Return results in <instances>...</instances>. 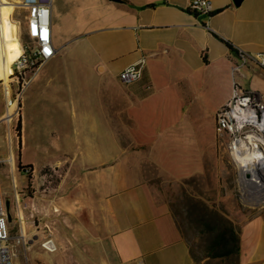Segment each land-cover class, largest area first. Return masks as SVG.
I'll return each mask as SVG.
<instances>
[{"label":"crops","instance_id":"obj_1","mask_svg":"<svg viewBox=\"0 0 264 264\" xmlns=\"http://www.w3.org/2000/svg\"><path fill=\"white\" fill-rule=\"evenodd\" d=\"M211 1L207 15L190 11V0H53L57 53L25 90L29 117L50 127L32 150L50 153L43 168L61 173L49 189L37 177L33 197L39 220L55 228L56 248L39 253L47 264H207L153 181L152 153L155 135H178L202 89H222L217 110L235 83L264 92L263 69L233 71L236 47L264 51V0ZM142 55L143 78L123 84L120 71ZM17 120L23 150V112ZM75 147L80 156L69 157ZM239 239L237 264H264V208Z\"/></svg>","mask_w":264,"mask_h":264},{"label":"rangeland","instance_id":"obj_2","mask_svg":"<svg viewBox=\"0 0 264 264\" xmlns=\"http://www.w3.org/2000/svg\"><path fill=\"white\" fill-rule=\"evenodd\" d=\"M15 15L20 18V23L14 17L13 7L5 9L6 18L0 24L3 32L0 48L3 46L8 52L20 40V29L23 37H27L26 12L19 9ZM1 60L0 56V181L11 213L8 225L16 251L15 264H47L39 253L47 248L44 243L55 236V228L50 224L44 225L48 216L39 220L33 197L37 191V177L45 174L47 179H44L42 187L49 186V189L60 179L61 173L50 165L43 168L45 162L50 164L52 160L50 153L32 150V141L36 138L48 139L45 131L50 130L44 120L36 122L29 117L31 95L28 91H33L32 88L24 91L22 96L24 107L21 112L27 120L24 132L28 142L23 150L19 147L18 120L13 119L17 108L3 118L5 86L1 81L6 84L8 76L3 75ZM123 61V58L116 60L115 67L118 68ZM221 90L204 88L198 97L192 99L190 107L194 110L195 118L192 115L180 123L177 136L153 137L156 148L152 153L153 181L162 198L171 205L195 251L201 253L202 258H210L207 264H237L238 252H225L236 246L240 225L264 206L253 207L250 205L253 204L252 197H243L241 179H237L234 162L226 144H221L217 137L215 115L222 97ZM32 94L35 96L34 92ZM68 153L69 157L80 156L76 147ZM56 156L62 159L64 153H55ZM19 162L24 166L31 165L29 171L18 168ZM61 220L65 223L64 218ZM219 234L226 236L217 244ZM213 244L215 246L212 248ZM218 252L225 255L214 256Z\"/></svg>","mask_w":264,"mask_h":264},{"label":"built area","instance_id":"obj_3","mask_svg":"<svg viewBox=\"0 0 264 264\" xmlns=\"http://www.w3.org/2000/svg\"><path fill=\"white\" fill-rule=\"evenodd\" d=\"M2 2L0 0V5ZM52 4L53 0H16L14 3V17L19 23L21 20L15 15L16 11L22 9L26 12L27 37H23L20 29L21 53L12 63L8 92L5 91L3 118L15 107L17 113L13 119L19 118L24 91L41 67L57 53L53 43ZM189 10L210 15L212 1L190 0ZM236 49L239 62L233 66L234 72L250 64L264 70V51L252 52L240 46ZM146 64L147 57L142 55L120 71V81L131 84L141 80ZM215 119L217 137L221 144H226L237 169V179H264V92L246 89L235 83L229 101L216 111ZM242 195L244 197L243 191ZM8 219V206L0 181V264H15L16 251Z\"/></svg>","mask_w":264,"mask_h":264},{"label":"bare ground","instance_id":"obj_4","mask_svg":"<svg viewBox=\"0 0 264 264\" xmlns=\"http://www.w3.org/2000/svg\"><path fill=\"white\" fill-rule=\"evenodd\" d=\"M14 3L16 0H3L2 4L0 5V24L4 21L5 16V9L9 7L14 8ZM1 35H3L2 28L0 26V43H2ZM21 42L19 41L12 52V60L9 65L8 54L5 47L0 48V56H1V63H2V72L3 75L10 79V75L12 73V63L14 60L20 55L21 53ZM241 188L244 192L245 197L251 198L252 203L255 205H263L264 204V179H241ZM46 247V246H45ZM48 248V247H47ZM53 250L51 248H48Z\"/></svg>","mask_w":264,"mask_h":264},{"label":"trees","instance_id":"obj_5","mask_svg":"<svg viewBox=\"0 0 264 264\" xmlns=\"http://www.w3.org/2000/svg\"><path fill=\"white\" fill-rule=\"evenodd\" d=\"M26 36V35H25ZM20 126H21V121L20 120H18V123H17V131H18V133L20 134V131H21V129H20ZM18 168H20V169H22V170H26L27 171V169H29V168H31V165H28V166H24V165H22V163L21 162H19V164H18ZM218 236H220L219 238L217 237V241L218 242H216L217 244L218 243H220V241L221 240H224V238H225V236H226V234H219ZM239 236L237 235V237H236V246L235 247H233V248H229V249H227L226 250V254H229L230 252H233V251H237V252H239ZM215 246V244H213V246H212V248ZM223 255H225L223 252L221 253V252H218V253H215L214 254V256H223Z\"/></svg>","mask_w":264,"mask_h":264},{"label":"water","instance_id":"obj_6","mask_svg":"<svg viewBox=\"0 0 264 264\" xmlns=\"http://www.w3.org/2000/svg\"><path fill=\"white\" fill-rule=\"evenodd\" d=\"M237 3H239L241 0H235ZM7 206H8V203H7ZM8 217L9 219L11 218V213L9 212V207H8ZM44 245L48 248H51V249H55L56 246H55V243L52 241V240H48L44 243Z\"/></svg>","mask_w":264,"mask_h":264},{"label":"snow or ice","instance_id":"obj_7","mask_svg":"<svg viewBox=\"0 0 264 264\" xmlns=\"http://www.w3.org/2000/svg\"><path fill=\"white\" fill-rule=\"evenodd\" d=\"M33 27H35V26H33Z\"/></svg>","mask_w":264,"mask_h":264}]
</instances>
